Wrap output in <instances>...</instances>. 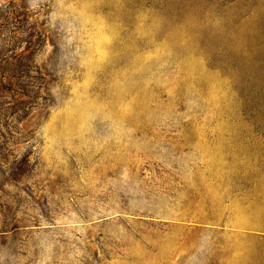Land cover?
<instances>
[{"label": "rangeland", "instance_id": "obj_1", "mask_svg": "<svg viewBox=\"0 0 264 264\" xmlns=\"http://www.w3.org/2000/svg\"><path fill=\"white\" fill-rule=\"evenodd\" d=\"M9 2L0 264H264V0Z\"/></svg>", "mask_w": 264, "mask_h": 264}, {"label": "trees", "instance_id": "obj_2", "mask_svg": "<svg viewBox=\"0 0 264 264\" xmlns=\"http://www.w3.org/2000/svg\"><path fill=\"white\" fill-rule=\"evenodd\" d=\"M0 21L6 24L12 43L13 40L18 39L16 32L21 34V43L24 44L25 49L24 53L26 52L29 58L32 57L34 59V52L44 43L45 33L43 29H38L36 18L30 13L26 5L24 3L17 5L9 2L0 7ZM35 71L40 73L37 68ZM28 72L29 70L25 69V73L27 74ZM38 76L41 75L39 74ZM27 77L32 78L33 75ZM10 82L12 81L10 80Z\"/></svg>", "mask_w": 264, "mask_h": 264}]
</instances>
